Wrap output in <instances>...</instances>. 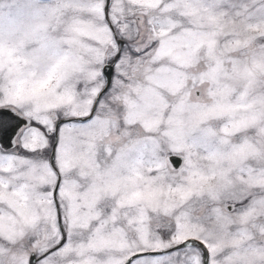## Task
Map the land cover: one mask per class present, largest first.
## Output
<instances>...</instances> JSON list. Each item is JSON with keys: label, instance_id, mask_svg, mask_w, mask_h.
<instances>
[{"label": "snow or ice", "instance_id": "obj_1", "mask_svg": "<svg viewBox=\"0 0 264 264\" xmlns=\"http://www.w3.org/2000/svg\"><path fill=\"white\" fill-rule=\"evenodd\" d=\"M0 264H264V0H0Z\"/></svg>", "mask_w": 264, "mask_h": 264}]
</instances>
